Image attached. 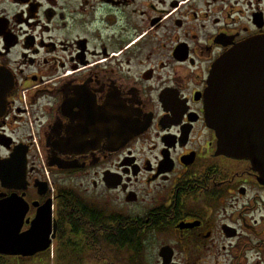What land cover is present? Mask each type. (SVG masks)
<instances>
[{"label":"flooded vegetation","instance_id":"obj_1","mask_svg":"<svg viewBox=\"0 0 264 264\" xmlns=\"http://www.w3.org/2000/svg\"><path fill=\"white\" fill-rule=\"evenodd\" d=\"M257 37L264 0H0V264H264L206 101Z\"/></svg>","mask_w":264,"mask_h":264},{"label":"water","instance_id":"obj_2","mask_svg":"<svg viewBox=\"0 0 264 264\" xmlns=\"http://www.w3.org/2000/svg\"><path fill=\"white\" fill-rule=\"evenodd\" d=\"M206 97L219 153L249 162L264 182V37L237 45L216 61Z\"/></svg>","mask_w":264,"mask_h":264}]
</instances>
